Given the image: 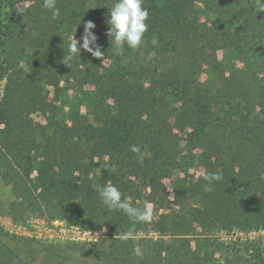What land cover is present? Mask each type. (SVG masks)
<instances>
[{
  "label": "trees",
  "instance_id": "16d2710c",
  "mask_svg": "<svg viewBox=\"0 0 264 264\" xmlns=\"http://www.w3.org/2000/svg\"><path fill=\"white\" fill-rule=\"evenodd\" d=\"M112 3L56 0L60 18L51 22L49 10L24 15L13 0H0V176L19 202L50 217L111 226L108 251L93 245L83 249L88 257L108 264H203L191 241L205 247L213 245L206 237L215 229L264 227V12L255 11V0H143L149 15L142 44L116 54L106 36ZM89 20L107 62L81 50L64 64L69 36L79 40ZM43 41L52 46L42 62L47 66L27 64L31 73L27 65L17 67L30 56L41 59ZM203 63L228 64L229 76L217 86L202 83ZM44 83L60 98L50 106L53 122L40 125L20 113L23 105L28 112L45 108ZM87 84L93 87L84 89ZM79 103L87 106L83 115ZM190 142L205 146L196 157L206 169L182 179ZM212 173L221 179L209 184L203 176ZM170 177L179 182V208L153 211L147 222L110 211L97 192L112 183L122 199L143 208L136 201L152 198L141 189L155 190ZM6 259L0 245V264H17ZM253 264H264V256L255 253Z\"/></svg>",
  "mask_w": 264,
  "mask_h": 264
},
{
  "label": "rangeland",
  "instance_id": "374dc122",
  "mask_svg": "<svg viewBox=\"0 0 264 264\" xmlns=\"http://www.w3.org/2000/svg\"><path fill=\"white\" fill-rule=\"evenodd\" d=\"M15 2V9H25L23 13L31 12L38 8V11L45 12L47 9L43 8V0H13ZM27 17V15H26ZM60 18V16L53 18L52 14L48 13V20L53 22ZM204 21V17H201ZM30 38H28L29 40ZM57 39V38H55ZM31 40V39H30ZM48 45L43 41V46ZM52 46H48L45 49H40L41 59L39 54L37 56H30L28 63L21 60L17 67L26 68L27 64L30 65H44L47 66L48 62L42 63L45 60L46 55H52L50 49ZM42 52V53H41ZM222 57V51L216 52V60H220ZM47 58V57H46ZM215 60V59H214ZM212 60V62L214 61ZM107 61L105 60L104 63ZM215 64V62H213ZM229 64H236L241 67V61L232 60ZM228 64L220 63L218 67H207L203 63L198 74V80L202 83L211 85H220L224 83V80L229 76ZM29 73H31L30 67L27 65ZM81 68V67H79ZM260 73V72H259ZM260 75V74H259ZM74 84V82H71ZM5 84V79L0 82V88L2 89ZM38 86H41L43 82L37 80ZM43 96L45 103H43L44 109L42 111L28 112V107L22 106V115H26L27 118L36 124H45L47 122H53V113L50 106L56 105L59 102V92L54 87L43 85ZM93 85L87 84L84 89H89ZM27 95L31 93L32 89L26 87ZM73 89H67L65 94L71 96ZM2 95V93H1ZM0 95V96H1ZM26 96V94L24 95ZM29 96V95H28ZM46 104H49L48 106ZM17 105V104H16ZM80 114L83 115L87 111L85 104L79 103ZM42 106V105H40ZM39 106V107H40ZM17 108H20L17 105ZM68 106H65V110ZM60 114V113H58ZM60 120V119H59ZM61 121V120H60ZM173 123V120L170 121ZM64 123V122H62ZM65 124V123H64ZM67 128H72V122L67 121ZM175 132L174 128H171ZM187 148L184 147V158L181 159V173L179 178H198L205 172L206 165L198 160L197 154L200 150L205 149V146H196L194 142H190ZM174 178V177H173ZM173 178H165L156 184L155 190L148 189L143 191L141 189L142 196L150 194L152 198L150 203H146V199L136 201V204H150L153 207L154 212H174L179 208V204L182 202L181 198H178L174 187L179 182H173ZM182 187V184L180 183ZM12 186L6 184L5 180L0 176V245L7 252L11 259H6L8 263L15 261L17 264H108L106 262L99 261L84 255L83 249L89 248L93 245H101L103 250L108 251L109 239L111 237V226L107 224L101 225L99 221L88 222H73L69 219L50 217L49 213L35 209L24 202H19L16 199L17 195L12 196ZM11 191V192H10ZM155 193V196H153ZM17 201V205H12V201ZM14 216H23L25 221L21 222ZM201 230L197 227V232ZM147 236H155L157 232L145 233ZM144 235V233H143ZM210 241H213V245H206L205 247L197 246V241H191V249H198L202 253L203 264H253V258L255 253H260L264 256V227L248 228V229H215V231L207 234ZM221 246L228 251L219 250ZM239 252V253H238ZM207 253V254H206Z\"/></svg>",
  "mask_w": 264,
  "mask_h": 264
},
{
  "label": "clouds",
  "instance_id": "9594fccd",
  "mask_svg": "<svg viewBox=\"0 0 264 264\" xmlns=\"http://www.w3.org/2000/svg\"><path fill=\"white\" fill-rule=\"evenodd\" d=\"M43 8L51 11L53 18L60 14L56 7V0H43ZM108 9L106 23L109 27L106 36L116 49V54H122L125 46L131 49L141 46L148 29L146 21L149 15L148 10L143 7V0H113L112 6ZM17 10L23 13L25 9L18 8ZM255 11L264 12V0H255ZM95 27L93 21H86L79 40L74 35L69 36L67 54L65 53L62 61L64 64L70 66L75 56L80 57L81 50L101 59L102 63L108 58V56L105 57V53L97 43L98 37L93 31ZM152 44L156 45L157 40L153 39ZM132 151L138 153L140 149L133 146ZM203 178L211 184L212 181H219L221 176L212 173L205 174ZM205 190L211 191V187L206 186ZM97 192L103 205L110 211H122L134 222H147L152 219L153 207L150 204H145L143 208L133 206L127 199H122L120 189L112 183L98 186Z\"/></svg>",
  "mask_w": 264,
  "mask_h": 264
}]
</instances>
